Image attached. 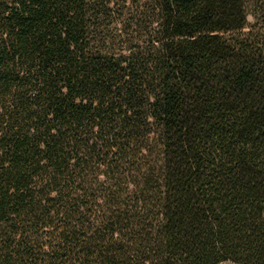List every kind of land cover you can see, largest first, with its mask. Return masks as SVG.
<instances>
[{"label": "trees", "instance_id": "16d2710c", "mask_svg": "<svg viewBox=\"0 0 264 264\" xmlns=\"http://www.w3.org/2000/svg\"><path fill=\"white\" fill-rule=\"evenodd\" d=\"M0 264H264V0H0Z\"/></svg>", "mask_w": 264, "mask_h": 264}, {"label": "rangeland", "instance_id": "374dc122", "mask_svg": "<svg viewBox=\"0 0 264 264\" xmlns=\"http://www.w3.org/2000/svg\"><path fill=\"white\" fill-rule=\"evenodd\" d=\"M248 20L250 21V22H252L253 21V17L252 16H248Z\"/></svg>", "mask_w": 264, "mask_h": 264}]
</instances>
